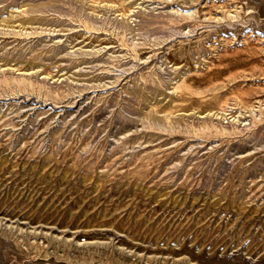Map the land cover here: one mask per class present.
I'll list each match as a JSON object with an SVG mask.
<instances>
[{
  "label": "rangeland",
  "instance_id": "obj_1",
  "mask_svg": "<svg viewBox=\"0 0 264 264\" xmlns=\"http://www.w3.org/2000/svg\"><path fill=\"white\" fill-rule=\"evenodd\" d=\"M76 1L0 0V264H264V0Z\"/></svg>",
  "mask_w": 264,
  "mask_h": 264
},
{
  "label": "bare ground",
  "instance_id": "obj_2",
  "mask_svg": "<svg viewBox=\"0 0 264 264\" xmlns=\"http://www.w3.org/2000/svg\"><path fill=\"white\" fill-rule=\"evenodd\" d=\"M75 1V0H74ZM78 1V0H77ZM76 1V2H77ZM79 1H81V0H79ZM78 1V2H79ZM87 1V0H86ZM89 2L87 3V2H85V3H87V5H86V12H88V13H90V14H93V13H99V11L100 10H102V9H100L101 7L99 6L100 4H98L99 3V1H96V0H88ZM102 1H104V0H102ZM106 2H108L109 3V5L111 4V5H114L115 6V10L117 9V10H119L120 11V13L121 14H126L127 13V10L121 5L122 4V2L124 1V0H105ZM61 2H63V1H61ZM60 2V0H46V1H44V0H27V2H26V4H25V6L27 7V10H25V11H22L21 13L23 14V15H20V16H16V14H15V17H12V15H8L9 17H7V18H4V19H1V20H3L4 22H8V23H19L20 25H23V26H25V25H30V24H33L34 23V21L35 20H39V16H35V14H33V12L32 13H28V12H30V10H32V9H34V10H38V9H41V10H43V9H55V10H60V5L62 4ZM65 2V1H64ZM101 3V2H100ZM105 3V2H104ZM75 4V3H74ZM77 4H79V3H77ZM116 4V5H115ZM80 6V5H79ZM83 6H85V5H83ZM26 7H25V9H26ZM22 9H24V8H22ZM33 10V11H34ZM84 10V9H83ZM19 11V10H18ZM38 11H40V10H38ZM14 12V11H13ZM24 12V13H23ZM15 13H17V12H15ZM20 13V12H19ZM25 14V15H24ZM59 14H61V13H59ZM14 15V14H13ZM18 15V14H17ZM87 15V14H86ZM89 16V15H88ZM1 18V17H0ZM92 18V17H91ZM120 20H123V18H121ZM84 22H86V24H88V21L86 20V21H84ZM147 23V22H146ZM85 24V23H84ZM131 24V23H130ZM41 25V24H40ZM124 25V24H123ZM149 27V26H148ZM152 27V26H151ZM56 28V27H55ZM7 52V51H6ZM4 56V55H3ZM2 56V57H3ZM8 56H9V54L6 56L7 58H8ZM13 57V58H12ZM1 58V57H0ZM15 57L14 56H12L11 55V60H13ZM15 60V59H14ZM9 59L8 60H6V58L4 59H2V63L0 64V66H3V65H7L8 63H9ZM57 61V60H56Z\"/></svg>",
  "mask_w": 264,
  "mask_h": 264
}]
</instances>
